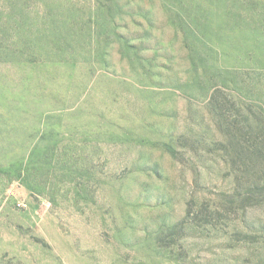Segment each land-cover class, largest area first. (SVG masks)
Masks as SVG:
<instances>
[{
	"label": "rangeland",
	"instance_id": "obj_1",
	"mask_svg": "<svg viewBox=\"0 0 264 264\" xmlns=\"http://www.w3.org/2000/svg\"><path fill=\"white\" fill-rule=\"evenodd\" d=\"M0 264H264V0H0Z\"/></svg>",
	"mask_w": 264,
	"mask_h": 264
}]
</instances>
